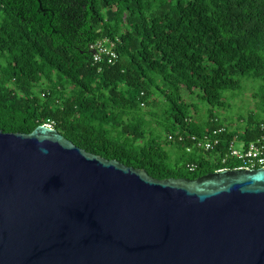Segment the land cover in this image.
I'll list each match as a JSON object with an SVG mask.
<instances>
[{"label": "trees", "instance_id": "16d2710c", "mask_svg": "<svg viewBox=\"0 0 264 264\" xmlns=\"http://www.w3.org/2000/svg\"><path fill=\"white\" fill-rule=\"evenodd\" d=\"M101 39L114 42L112 64L93 62L90 46ZM240 78L264 87V0H0L3 133L49 124L85 152L156 180L195 179L237 166L221 163L235 136L264 141V96L260 117L239 131L211 112L194 122L182 100L196 91L219 106ZM205 132L219 144L204 154L187 137Z\"/></svg>", "mask_w": 264, "mask_h": 264}, {"label": "water", "instance_id": "95a60500", "mask_svg": "<svg viewBox=\"0 0 264 264\" xmlns=\"http://www.w3.org/2000/svg\"><path fill=\"white\" fill-rule=\"evenodd\" d=\"M0 264H264V169L156 180L0 131Z\"/></svg>", "mask_w": 264, "mask_h": 264}, {"label": "rangeland", "instance_id": "374dc122", "mask_svg": "<svg viewBox=\"0 0 264 264\" xmlns=\"http://www.w3.org/2000/svg\"><path fill=\"white\" fill-rule=\"evenodd\" d=\"M239 88L236 90H224L221 92V105L210 106L198 98V93H183V101L191 105V115L194 122H201L208 112L217 119L220 125L229 130L239 131L249 117H260V102L264 96L263 83L253 78H240ZM153 99V98H152ZM157 101V108L161 109L162 101ZM240 143L236 142L235 148ZM175 157V155H173Z\"/></svg>", "mask_w": 264, "mask_h": 264}, {"label": "built area", "instance_id": "2783aa9c", "mask_svg": "<svg viewBox=\"0 0 264 264\" xmlns=\"http://www.w3.org/2000/svg\"><path fill=\"white\" fill-rule=\"evenodd\" d=\"M114 42L101 39L90 46L93 52V62L101 63L106 60L108 64H112L116 59V53L113 51ZM51 127V125H45ZM261 130H264V123L260 125ZM222 131L217 129L211 131L212 136H216ZM177 141L183 142V136L177 135ZM187 139L191 142L192 148L202 153H209L216 150V146L219 144L218 138H212L209 132H205L201 138L190 135ZM168 140H173L172 136H168ZM236 142L240 143L239 148H235ZM191 147L186 148V152L192 150ZM228 160H234L237 162V166L232 169L221 168L216 172L223 170H249V169H264V141L250 142L245 144L240 137L235 136L232 141L228 144L227 153L222 158L221 163L225 164ZM194 164H187L186 168L192 172L195 169Z\"/></svg>", "mask_w": 264, "mask_h": 264}]
</instances>
